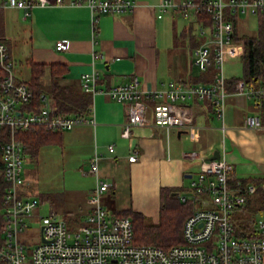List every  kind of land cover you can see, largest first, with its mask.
I'll use <instances>...</instances> for the list:
<instances>
[{
  "label": "crops",
  "instance_id": "crops-1",
  "mask_svg": "<svg viewBox=\"0 0 264 264\" xmlns=\"http://www.w3.org/2000/svg\"><path fill=\"white\" fill-rule=\"evenodd\" d=\"M136 2L124 14L99 15L94 31L90 10L84 4L34 7L25 17L22 9L0 8V39L12 59L20 57L27 66L29 61L45 66L60 64L66 68L61 82L90 96V111L83 116L92 118L94 124L62 131V145H57L67 152L60 151L61 162L64 163L63 155L68 154L69 162L76 164L77 169H85L81 172L84 177L78 194L83 204L78 205L79 212L75 211L82 221L91 210L89 196L96 179L89 172V161L94 154L98 157V177L112 184L102 194V201L105 204L111 198L117 207L124 206L115 211L105 206L107 210L113 215L135 210L152 223L159 218L161 189L178 190L175 193L178 199L181 195H192L190 182L200 171L199 159L210 157L214 151L231 166V187L246 179H264V130L244 125L247 116L264 118V102L232 91L226 90L223 121L215 115L208 100L191 98L183 104L190 109L192 128L165 129L147 124L133 127L127 137L121 135L125 108L106 90L137 78L150 117L153 101L146 98L147 92L166 89L170 84L208 85L214 79L213 68L202 70L194 63V50L210 35L208 15L193 13L184 18L177 12H167L157 18L159 0ZM247 17L236 16L239 34L250 33L246 28ZM200 28L206 29L205 35L199 34ZM60 39L69 41L67 50H55L54 44ZM233 40L238 54L227 57L225 63L238 59L240 54L239 44ZM89 72L98 75L95 85L100 92L82 90L79 77ZM15 75L27 83L28 79H22L16 71ZM31 104L28 108L34 110ZM223 125L225 130L221 129ZM110 145L112 150L108 149ZM40 149L35 159L37 166ZM132 154L137 157L133 162L128 160ZM54 155L58 158L57 152ZM28 156L26 153L25 158ZM25 185L24 178V194ZM255 195L256 190L245 194V200ZM193 204L191 212L197 207ZM50 214L55 213L51 210ZM262 216L264 211L257 214L256 220Z\"/></svg>",
  "mask_w": 264,
  "mask_h": 264
},
{
  "label": "built area",
  "instance_id": "built-area-1",
  "mask_svg": "<svg viewBox=\"0 0 264 264\" xmlns=\"http://www.w3.org/2000/svg\"><path fill=\"white\" fill-rule=\"evenodd\" d=\"M86 5L91 14L93 31L101 14L115 15L131 11L136 0H0V8L24 11V17L34 7ZM167 12H177L182 17L193 13L208 15L210 35L194 50V63L202 70L214 69V79L208 85L170 84L166 89H155L145 94L153 101L150 117L148 106L142 101L143 92L137 78L111 87L105 92L125 108L126 120L121 135L129 136L133 127L147 124L165 129L193 127L187 99L208 100L215 115L223 121L225 74L223 66L227 57H235L238 48L234 43L231 17L247 15L256 17L264 13V0H159L157 18ZM200 35L206 29H199ZM55 50L69 47L66 39L57 40ZM98 75L82 73L79 81L82 90L100 92L96 88ZM234 93L264 102V81L247 83L238 79ZM32 93L25 81L19 80L14 71V61L6 44L0 39V129L10 130L8 141L2 145L5 183L1 200L0 264H262L264 257V216L254 225L253 237H238L231 221L232 212L245 202V194L256 190L254 184L242 188L231 187V166L225 159L200 158V171L190 182L192 195L180 196L181 202L197 205L185 219L182 236L184 242L163 249L150 244L134 242L133 224L127 216L110 213L101 202V196L112 184L98 177V157L89 161V172L96 182L91 189V210L76 231L69 230L66 222L54 214L37 216L41 200L36 195L23 193L25 146L15 138L17 132L40 127L47 131H67L77 126L94 124L92 118L82 115L53 114L45 95H40L41 107L28 108ZM244 125L253 130H264V118L247 116ZM225 130L224 125L221 127ZM112 150V145L108 147ZM136 155L128 160L133 162ZM238 185V184H237ZM38 218L39 242L26 252L19 242L20 233L32 228L31 220Z\"/></svg>",
  "mask_w": 264,
  "mask_h": 264
},
{
  "label": "trees",
  "instance_id": "trees-1",
  "mask_svg": "<svg viewBox=\"0 0 264 264\" xmlns=\"http://www.w3.org/2000/svg\"><path fill=\"white\" fill-rule=\"evenodd\" d=\"M200 17H206L200 15ZM234 22V39L240 47L238 59L242 63V77L247 83H260L264 81V13L256 17L257 27L254 33L239 34L236 30V17ZM29 78L27 84L32 93L31 106L34 110L40 107V95L48 97L49 108L55 114L86 115L90 111V96L80 89L63 84L62 74L66 68L60 64H43L28 62ZM48 79L47 82L44 80ZM238 77H229L225 80L227 91H234ZM62 131H47L40 127L32 128L26 132H17L15 138L25 146V153L35 160L39 149L44 145H62ZM10 130L4 126L0 129V223L1 200L5 188L2 178L3 161L2 145L8 141ZM246 182L256 184V195L232 212L231 221L234 233L238 237L255 236L253 225L257 214L264 211V179L238 181L235 187L242 188ZM178 191V190H177ZM176 190L161 189V204L159 218L156 223L149 222L146 217L135 210H123L116 213L118 216H127L133 224L134 242L137 244H150L163 249L184 242L182 228L185 219L191 213V202H181L175 193ZM1 227V226H0Z\"/></svg>",
  "mask_w": 264,
  "mask_h": 264
},
{
  "label": "rangeland",
  "instance_id": "rangeland-1",
  "mask_svg": "<svg viewBox=\"0 0 264 264\" xmlns=\"http://www.w3.org/2000/svg\"><path fill=\"white\" fill-rule=\"evenodd\" d=\"M247 30L254 33L257 27V19L253 16L247 17ZM14 69L16 74L24 80L29 78V68L24 59L13 56ZM223 72L227 77H242V63L240 59L228 61L223 66ZM40 149V166L36 165V160H32L29 156L24 160V178L26 194L36 195L41 200L39 209L36 211L37 216H47L52 210L57 218L64 219L69 230L76 231L82 225L83 221L77 211L78 205L83 204L82 198H79V189L82 187L83 175L85 169H77L76 164L69 162L68 154L63 155L64 163L60 160V151H63L57 144L44 145ZM58 158L53 157L54 154ZM67 153L66 151H63ZM60 164V166H59ZM103 197L101 202L110 210L124 208L117 207L111 198L106 199L104 204ZM79 212V211H77ZM149 222H152L147 218ZM32 228L20 233L19 242L26 247L27 254L30 249L39 242V226L38 218L31 220ZM264 264V259L263 263Z\"/></svg>",
  "mask_w": 264,
  "mask_h": 264
},
{
  "label": "water",
  "instance_id": "water-1",
  "mask_svg": "<svg viewBox=\"0 0 264 264\" xmlns=\"http://www.w3.org/2000/svg\"><path fill=\"white\" fill-rule=\"evenodd\" d=\"M206 160L219 159V154L217 151H214L210 157L205 158Z\"/></svg>",
  "mask_w": 264,
  "mask_h": 264
}]
</instances>
